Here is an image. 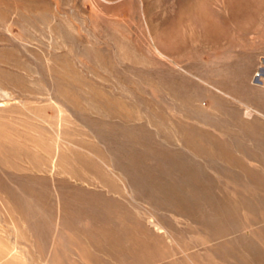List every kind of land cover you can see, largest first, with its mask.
Masks as SVG:
<instances>
[{
  "label": "rangeland",
  "instance_id": "obj_1",
  "mask_svg": "<svg viewBox=\"0 0 264 264\" xmlns=\"http://www.w3.org/2000/svg\"><path fill=\"white\" fill-rule=\"evenodd\" d=\"M263 54L264 0H0V264H264Z\"/></svg>",
  "mask_w": 264,
  "mask_h": 264
},
{
  "label": "crops",
  "instance_id": "obj_2",
  "mask_svg": "<svg viewBox=\"0 0 264 264\" xmlns=\"http://www.w3.org/2000/svg\"><path fill=\"white\" fill-rule=\"evenodd\" d=\"M257 69L261 71L260 76H262V79L259 80V85L264 89V54L261 56Z\"/></svg>",
  "mask_w": 264,
  "mask_h": 264
},
{
  "label": "bare ground",
  "instance_id": "obj_3",
  "mask_svg": "<svg viewBox=\"0 0 264 264\" xmlns=\"http://www.w3.org/2000/svg\"><path fill=\"white\" fill-rule=\"evenodd\" d=\"M10 97L9 93L4 92L0 89V102H4L5 99H8Z\"/></svg>",
  "mask_w": 264,
  "mask_h": 264
},
{
  "label": "built area",
  "instance_id": "obj_4",
  "mask_svg": "<svg viewBox=\"0 0 264 264\" xmlns=\"http://www.w3.org/2000/svg\"><path fill=\"white\" fill-rule=\"evenodd\" d=\"M256 76L258 77L259 76V73H256Z\"/></svg>",
  "mask_w": 264,
  "mask_h": 264
}]
</instances>
